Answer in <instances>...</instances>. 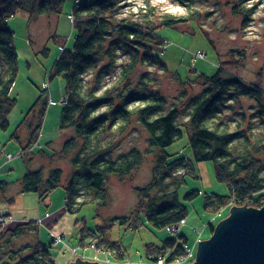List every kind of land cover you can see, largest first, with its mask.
Masks as SVG:
<instances>
[{"label": "rangeland", "instance_id": "1", "mask_svg": "<svg viewBox=\"0 0 264 264\" xmlns=\"http://www.w3.org/2000/svg\"><path fill=\"white\" fill-rule=\"evenodd\" d=\"M78 1L64 0L59 14H47L29 20L28 13L21 10L8 19V25L14 32L18 73L10 90V96L16 103L7 114L8 127L0 129V180L8 182L6 193L0 194L1 226L5 229L28 220L37 221L39 239L46 245L51 244L49 250L55 264H70L77 257L93 261L91 258L97 256L103 260V253H97L93 246L79 247L77 239L81 235L88 238L89 232L98 231V226H104L105 236L123 246V258L132 262H147L144 254L146 244L161 245L168 237L177 239V235L166 227L156 229L149 226L141 212L136 224L129 228L127 224L107 225L111 217L134 213L138 202L134 188L144 187L152 178L153 153L149 152V135L135 120L122 134L117 135L109 152L102 157L116 160L133 148L149 153L144 154L142 163L129 176H109L103 194L84 187L78 188V202L81 204L75 214H69L64 209L62 185L43 201L35 193H19L18 181L26 170L41 167L46 174L49 169L57 167L62 172V183L72 171L69 159L58 155L63 142L73 136L72 130L59 128L64 82L59 75L49 77V72L61 50L72 48L74 33L71 10ZM115 8L117 18L146 24L160 23L167 15L191 19L157 30L158 36L170 43L165 51H162L161 46L154 48V53L165 62V69L162 63H154L152 58L145 55L140 57L131 77L135 93L153 89L169 102L178 99L180 92L187 96L197 94L202 89L201 81L182 84L181 80H192L199 73L211 75L218 65L223 66L224 77L236 76L247 82H259L264 89V0H117ZM234 9L240 13H234ZM114 32V29L109 30L112 36H115ZM113 40L106 39L104 47L107 48L109 44L113 46L116 63L107 65V58L100 55L83 74L86 85H93L98 79L95 86L98 92L115 83L122 64L131 58L130 49L121 44L114 45ZM198 54H202V57ZM42 91L43 97L47 99L46 111L35 132L34 142L25 150L24 146L29 143V129L21 121ZM226 105L231 107L225 108ZM217 109L220 110L219 118L229 123L231 130H234L233 124L239 122L240 129H251L255 135L257 133L264 137V122L258 116L259 107L254 98H230L219 104ZM186 118V115L181 114L178 122L182 123ZM165 150L168 153L178 152L177 155L190 161V168L182 165L173 169L166 181L170 183L183 178L178 188L181 198L191 190H197L198 195L191 201L183 202L188 212L177 234L187 240L184 253L179 254L176 261L175 257L178 256L173 255L168 259V252L157 256H164L173 264H193L198 241L212 235L210 227L214 228L220 220L229 216L233 202H226L217 211L204 208L207 195L212 194L214 198L226 196L228 188L216 180L212 161L197 162L192 159L184 130L182 137ZM54 153L56 157L47 158L46 155ZM158 190L160 194L162 190ZM53 235L62 236V242H51ZM29 240L19 238L15 242V246L23 249L20 253L22 257L30 253L25 247V242ZM168 261L165 260V264H170Z\"/></svg>", "mask_w": 264, "mask_h": 264}, {"label": "trees", "instance_id": "2", "mask_svg": "<svg viewBox=\"0 0 264 264\" xmlns=\"http://www.w3.org/2000/svg\"><path fill=\"white\" fill-rule=\"evenodd\" d=\"M116 1L81 0L72 7V48H63L50 68L49 77L59 75L64 82L59 128L73 131V136L63 142L58 153L60 157H67L72 165L68 179L62 183V172L57 167L49 169L46 174L41 167L32 168L20 177L19 193H35L43 201L62 185L64 209L69 214H75L81 204L78 202V188L84 187L103 194L109 176H129L142 163L144 154L152 152V178L144 187L134 188L138 199L134 213L130 216L111 217L107 225L127 224L129 228L136 224L139 212L144 215L145 222L156 229L168 228L181 222L184 224L188 211L183 202L191 201L198 195V191L191 190L181 198L178 188L184 179L172 180L170 183L166 181L173 169L182 165L190 168V161L177 155L178 152L168 153L165 150L182 137L184 130L192 159L197 162L212 161L216 180L228 188L226 196L214 198L212 194L207 195L205 209L217 211L231 201L238 207H263L264 137L257 133L255 135L251 129H240L239 122H235L234 130H231L229 123L219 118L220 110L217 108L230 98L252 97L258 103V116L264 122V89L259 82H247L236 76L224 77V68L218 65L211 75L199 73L192 80H181L182 84L201 81L202 89L197 94L187 96L180 92L178 99L169 102L153 89L145 93L138 90L135 93L131 77L138 67L140 57L145 55L152 58L154 63H162L165 69V62L154 53L156 46H161L162 51H165L163 45L166 39L158 36L157 30L191 19L167 15L160 23L146 24L117 18ZM63 2L0 0V129L8 127L7 114L16 103L10 96V90L18 73V56L14 32L8 25V19L21 10L28 13L29 20L47 14H59ZM234 13L240 12L234 9ZM110 29H114L115 36L109 33ZM108 38L114 39V45L121 44L129 48L131 58L122 64L115 83L98 92L95 89L98 79L93 85H86L83 74L90 69L97 56L107 58V65L116 63L113 46L109 44L107 48L104 47ZM141 83L146 84L145 81ZM43 96L42 91L21 121L29 129V143L24 146L25 150L34 142L35 132L45 114L47 99ZM181 114L187 116L182 123L178 122ZM133 120L147 131L151 151L143 153L133 148L116 160L102 157L109 152L117 135L122 134ZM14 138L17 139V136ZM56 155L46 156L52 158ZM7 188L8 182L0 180V194L6 193ZM158 189L162 190L160 194ZM160 201L163 203L159 204ZM97 228L98 231L89 232L88 238L86 235L78 237L79 247L88 245L110 250L115 258H122L123 246L105 236L104 226ZM174 235L178 238L168 237L161 245L146 244V259H153L163 252H168V259L184 253L186 238ZM19 238L31 239L25 242L30 252L26 257L20 256L23 249L15 246ZM51 240L54 241L53 237ZM50 247L51 244L46 245L39 239L37 221L28 220L5 229L0 225V264H55Z\"/></svg>", "mask_w": 264, "mask_h": 264}, {"label": "water", "instance_id": "3", "mask_svg": "<svg viewBox=\"0 0 264 264\" xmlns=\"http://www.w3.org/2000/svg\"><path fill=\"white\" fill-rule=\"evenodd\" d=\"M193 264H264V206H231L230 214L197 243ZM70 264H103L76 258Z\"/></svg>", "mask_w": 264, "mask_h": 264}, {"label": "built area", "instance_id": "4", "mask_svg": "<svg viewBox=\"0 0 264 264\" xmlns=\"http://www.w3.org/2000/svg\"><path fill=\"white\" fill-rule=\"evenodd\" d=\"M80 1L81 0H79L78 2H80ZM169 44L170 43L167 40H165L163 47L164 48L168 47ZM198 53H200V52H198ZM202 54L201 55L198 54V55H200L202 57ZM2 224H3V219L0 218V225H2ZM182 225H183V222L178 223L177 225H174V226H170L167 229L172 234H177V232L179 231V229ZM53 239L55 242H62V238L60 236H54L53 235ZM75 249L77 250V248H75ZM75 249H72V252H75ZM95 251L97 253H103L105 255V257L103 260H100L97 256H94L91 258V260L101 262L104 264H165V260L168 261L166 259V257H164V256L162 257L161 255H159V256L156 255V257H154L153 259H150V260L147 259V262H132V261H129L123 257L120 259L115 258L110 250L95 248ZM189 255L191 256V252H189ZM175 258L174 259L176 261L177 258H179V256L175 257ZM168 262L170 263V261H168ZM170 264H173V263H170Z\"/></svg>", "mask_w": 264, "mask_h": 264}]
</instances>
